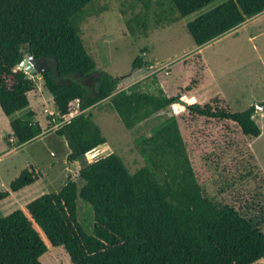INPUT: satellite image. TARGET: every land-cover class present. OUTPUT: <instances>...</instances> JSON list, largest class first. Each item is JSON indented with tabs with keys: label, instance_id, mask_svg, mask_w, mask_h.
<instances>
[{
	"label": "trees",
	"instance_id": "16d2710c",
	"mask_svg": "<svg viewBox=\"0 0 264 264\" xmlns=\"http://www.w3.org/2000/svg\"><path fill=\"white\" fill-rule=\"evenodd\" d=\"M93 1L0 0V111L10 118L11 135L17 145H23L43 134L28 98L35 82L16 68L25 57L55 60L58 74H42L63 122L55 134L67 143V163L82 164L80 189L68 178L58 192L44 194L0 218V264H43L40 259L48 247H60L71 264H253L264 260V233L234 205H216L204 195L175 116L135 140L144 162L135 173L130 174L113 153L84 162L85 155L94 158L97 147L106 143L93 116L84 111L108 100L129 130L170 106L178 109L182 95L190 91L181 89L167 96L154 74L147 90L136 82L126 91H116L121 77L97 70L80 35ZM137 1L143 11L129 19L128 28L132 34L144 35L151 22L168 26L220 0H168L169 8L156 12L151 11L150 0ZM263 12L264 0H221L187 23L186 30L201 48ZM151 66L137 57L131 70ZM91 75L90 85L85 84L82 80ZM75 102L81 111L76 115L71 110ZM185 108L189 126L202 120L223 132L235 126L243 136L254 139L261 134L253 119L254 106L243 112L198 103ZM21 111L24 117H13ZM41 179L37 167L22 169L8 189L0 191V202ZM78 199L93 209L91 234L78 222Z\"/></svg>",
	"mask_w": 264,
	"mask_h": 264
},
{
	"label": "rangeland",
	"instance_id": "374dc122",
	"mask_svg": "<svg viewBox=\"0 0 264 264\" xmlns=\"http://www.w3.org/2000/svg\"><path fill=\"white\" fill-rule=\"evenodd\" d=\"M150 1L152 12L169 8L168 0ZM220 2L168 26L157 27L151 22L144 35L132 34L128 28L129 19L143 11L137 0H94L86 9L80 25L81 38L97 70L121 77L116 91H126L136 82L147 90L153 74L167 96H175L181 89L190 91L181 98L183 105L178 104V109L170 106L129 130L110 109L108 100L84 111L93 116L106 140L98 148V154L91 159L85 155L84 162L90 164L113 153L122 159L130 174L135 173L144 165L135 140L148 136L163 119L175 116L204 195L216 205H234L264 233V109H256L264 106V12L201 48L196 47L186 30L187 23ZM137 57L152 66L132 71ZM27 76L36 85L28 98L33 119L40 124L43 134L17 145L11 135L10 118L0 111V191L7 190L19 172L30 165L37 167L43 179L0 202V218L44 194L58 192L68 178L77 183L78 189L82 185L78 178L81 162L67 163V143L55 134L63 122L51 95L42 79ZM194 103L226 107L231 112H243L254 106L253 119L261 134L254 139L243 136L235 126L223 132L221 127L214 128L202 120L189 126L184 120L185 105ZM71 110L74 115L81 113L77 102ZM13 117H24V112ZM76 204L78 222L91 234L93 209L80 199ZM40 261L71 264L60 247H48ZM253 264H264V260Z\"/></svg>",
	"mask_w": 264,
	"mask_h": 264
},
{
	"label": "water",
	"instance_id": "95a60500",
	"mask_svg": "<svg viewBox=\"0 0 264 264\" xmlns=\"http://www.w3.org/2000/svg\"><path fill=\"white\" fill-rule=\"evenodd\" d=\"M43 64L44 66L42 67ZM18 69L23 70L26 74H28L31 77H36L40 79H42V74L47 71H55V73L58 74L56 61L45 58L31 59L29 57H25L18 65ZM72 78L75 80L77 79L76 76H73ZM67 81H71V79L68 78ZM59 83H63L62 79H60ZM256 109L257 110L264 109V106L257 107Z\"/></svg>",
	"mask_w": 264,
	"mask_h": 264
},
{
	"label": "flooded vegetation",
	"instance_id": "af4514ba",
	"mask_svg": "<svg viewBox=\"0 0 264 264\" xmlns=\"http://www.w3.org/2000/svg\"><path fill=\"white\" fill-rule=\"evenodd\" d=\"M51 64V63H50ZM44 66V64L42 65V67ZM94 77L93 76H90L89 78H85L83 79L82 81L85 83V84H89L90 85V81L93 79Z\"/></svg>",
	"mask_w": 264,
	"mask_h": 264
},
{
	"label": "crops",
	"instance_id": "0c3cea01",
	"mask_svg": "<svg viewBox=\"0 0 264 264\" xmlns=\"http://www.w3.org/2000/svg\"><path fill=\"white\" fill-rule=\"evenodd\" d=\"M184 96H187V95H182V97H184ZM182 97H181V98H182ZM186 98H187V97H186ZM187 99H188V98H187ZM103 145H104V144H103ZM103 145H100V146H98L97 148H99V147H101V146H103ZM31 186H32V185H31ZM29 187H30V186H29ZM26 188H28V187H26ZM26 188H24V189H26ZM24 189H22V190H24ZM22 190H21V191H22ZM19 192H20V191H19ZM19 192H17V193H19ZM11 194H13V193H11ZM9 197H10V196H9ZM7 199H8V198H7ZM23 207H24V206H23ZM23 207H22V208H23Z\"/></svg>",
	"mask_w": 264,
	"mask_h": 264
},
{
	"label": "built area",
	"instance_id": "2783aa9c",
	"mask_svg": "<svg viewBox=\"0 0 264 264\" xmlns=\"http://www.w3.org/2000/svg\"><path fill=\"white\" fill-rule=\"evenodd\" d=\"M58 114V113H57Z\"/></svg>",
	"mask_w": 264,
	"mask_h": 264
}]
</instances>
